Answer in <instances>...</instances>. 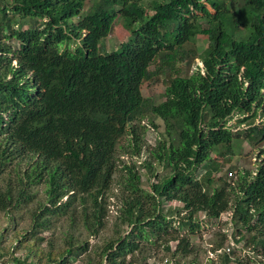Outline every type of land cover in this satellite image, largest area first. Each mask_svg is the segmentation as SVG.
<instances>
[{
  "label": "trees",
  "instance_id": "1",
  "mask_svg": "<svg viewBox=\"0 0 264 264\" xmlns=\"http://www.w3.org/2000/svg\"><path fill=\"white\" fill-rule=\"evenodd\" d=\"M146 2L0 0V212L16 219L36 203L12 250L24 251L15 264H73L89 249L81 229L96 236L106 226L114 184L118 217L131 228L106 240L98 264H129L140 253L146 259L148 244L188 257L194 249L180 228L194 233L196 214L217 220L230 210L238 242L264 251V159L254 171L231 166L216 178L222 165L212 157L240 135L264 149V121L242 131L228 125L236 113L264 118V0ZM118 17L132 36L109 52L103 41ZM199 35L208 36V47L187 49ZM161 51L163 65L198 57L203 66L168 79L165 99L149 107L164 135L139 166L120 167L122 138L134 157L145 146L142 86L161 68L150 69ZM140 169L156 179L149 188ZM172 201L182 207L166 208ZM62 217L69 230L59 246L45 232ZM2 243L0 233V259L9 252ZM213 264L247 263L223 254Z\"/></svg>",
  "mask_w": 264,
  "mask_h": 264
},
{
  "label": "rangeland",
  "instance_id": "2",
  "mask_svg": "<svg viewBox=\"0 0 264 264\" xmlns=\"http://www.w3.org/2000/svg\"><path fill=\"white\" fill-rule=\"evenodd\" d=\"M146 5L150 0H146ZM241 4V3H240ZM239 3H233L231 8H236L234 6H243ZM207 6L211 9L213 13L215 10L210 4L207 3ZM149 13L152 11L149 10ZM1 16V13H0ZM25 23H28V19L24 20ZM204 22V21H203ZM206 23V22H204ZM18 24L15 25L17 27ZM131 33L124 27L122 20L118 17L115 20L113 30L103 41V46L107 51H114L118 49L123 42H128L131 39ZM174 38L170 32L167 33V40L172 41ZM209 45V38L207 35H199L197 38L193 39V43L186 46L187 49L195 48L197 53H201ZM166 59L165 51H161L156 61L151 65L150 69L155 70L157 67H161L159 70L152 75L150 79L144 82L142 86L143 96L146 99V106L142 112L141 124L146 127L145 130H142L144 133L145 146L142 150V154L139 157L132 156L128 148L126 147L128 143V136L120 140V147H118V156H119V165L123 166L125 163H133L139 166L142 161L149 158L150 153L149 149L154 148L160 138L164 135L165 126L161 118L154 115L149 107L152 105H157L165 99V89L168 85V79L173 78L178 75V69L181 70L182 75L191 74L195 68L200 65L203 66L200 58L195 57V59L189 64L185 60H181L178 57L176 65L170 67L169 64L163 65V62ZM141 115V113H140ZM264 121V118L257 116L255 122H251L249 119L245 120V116L236 113L228 121V125L233 127V130H247L252 125H261ZM155 124V125H154ZM260 144L255 143L249 139L246 135H240L238 138H235L231 143L220 144L212 150V157L222 165V170L215 174V177L225 175L231 169V166H236L242 170H256V168L261 164L264 159L262 154L264 149ZM159 174H165L166 170L159 165H156ZM237 169H235L236 171ZM142 174L143 185L145 188L150 187V180L156 181L154 177L149 178L148 173L144 169H140ZM203 170H199V174ZM231 176V175H229ZM44 186H39L34 189L38 192L37 196L40 201L45 199L44 195ZM121 192L120 186L115 185L109 191L108 197V217L106 219L107 224L104 229L101 230L99 235L90 236L88 235L85 229H81L82 239L89 240V249L86 253L72 258L73 264H98L100 260V253L102 247L105 245L106 240L119 236L120 234L128 233L131 227H128L126 224H123L119 219V207L120 199L119 194ZM166 208H181V204L172 201L167 202ZM164 204V205H165ZM28 209H22L21 211L15 213L16 219H12L4 212H0V233H3V246L5 249H9L7 255L0 259V264H15L12 259L13 257L23 256L24 251L17 249L16 253H13L15 244H17V238L21 235L20 230H25L30 228V210L31 208L36 207V203L31 204ZM232 210L225 212L217 220H210L204 213H198L195 215V220L199 222L200 228L197 229L194 233H191L188 227H181L177 235L180 236L187 235L191 242L194 252L188 257L183 256H174L172 252H167L164 247H157L152 244L147 245L148 255L146 259L142 258L140 253L136 259H129L131 261L129 264H169L165 260L167 258L171 259L170 264H192V261H195L196 264H213L220 261V257H214L212 260V255L209 251L215 250L219 247L231 246L233 258H243L247 264H264V251L258 250L253 247V245L247 244L246 241L238 242L240 237L238 230L232 220ZM183 216V215H182ZM178 224V222H177ZM120 231L116 233L115 230ZM69 230V220L65 217L60 218L58 221H55L53 228L50 231H46L45 235L54 240L57 245L65 244V236ZM231 243L234 245L232 246ZM178 241H172L170 246L174 251L177 247ZM221 244V245H220ZM18 245V244H17ZM46 245V242L43 243V246Z\"/></svg>",
  "mask_w": 264,
  "mask_h": 264
},
{
  "label": "built area",
  "instance_id": "3",
  "mask_svg": "<svg viewBox=\"0 0 264 264\" xmlns=\"http://www.w3.org/2000/svg\"><path fill=\"white\" fill-rule=\"evenodd\" d=\"M229 175L232 176L233 173L230 172ZM231 245L233 246L234 244L231 243ZM231 250H232V247H231V246H227V247H219V248H217V249H215V250H211V251H209V252H210V254L212 255L211 259L213 260L214 257H217V258H218V257H220V256L223 255V254H230ZM165 262L170 264L171 259L167 258V259L165 260Z\"/></svg>",
  "mask_w": 264,
  "mask_h": 264
}]
</instances>
